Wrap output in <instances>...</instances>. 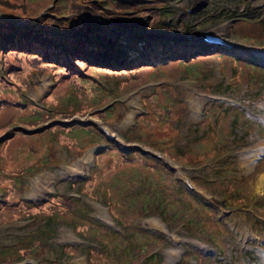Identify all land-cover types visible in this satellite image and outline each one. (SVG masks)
<instances>
[{"label":"rangeland","instance_id":"rangeland-1","mask_svg":"<svg viewBox=\"0 0 264 264\" xmlns=\"http://www.w3.org/2000/svg\"><path fill=\"white\" fill-rule=\"evenodd\" d=\"M51 1L0 0V15L10 16L4 19L8 23L14 16L39 19L44 25L42 29L48 31L51 26H58L53 23L55 20L60 21L61 29L62 27L75 29L82 21L73 14L82 15L84 12V16L91 15L94 19L92 25L99 39L91 49L98 50H95L94 54L87 51L85 53L92 55L95 60L100 58L97 54H107V52H112V55L116 56L120 48L110 46L106 49L105 43L113 42L115 36H119L121 33L119 28L136 30L137 27L140 30L144 24L151 27L153 16H157L153 26L156 34L181 36L186 33L215 31L224 41L236 45L243 43V47L264 57V23L252 19V11H243L240 17H233L232 19L238 18L236 21L218 17V11L212 8L214 3L219 2L218 0L207 1V6L195 13L199 15L196 20L192 11H189V16L179 17L184 10L194 7V0H165V2L161 0L159 3H163V6L158 7L157 11L148 8L138 9L137 4L144 3V0L131 2L106 0L105 3L103 2L105 0H57L53 4L52 11L44 10L49 7ZM250 1L255 7L254 16L262 17L264 3L261 0ZM226 4L230 8H239L241 5L231 0ZM100 15L110 20L112 25L105 26V23L100 21ZM202 15L204 19L200 20ZM1 21L3 20L0 19L2 25ZM73 24L78 26L73 27ZM212 25L216 26L209 28ZM224 25L227 27L226 31L222 28ZM38 26L39 24L36 23L32 27ZM2 28L7 34V41L4 37L1 42L7 44L5 45L7 48L0 49V223H9L25 217L32 219L41 217L51 223L59 221L71 223L72 219L78 217L82 225L74 233L95 242L93 245L87 243L83 246L89 259L93 255L91 264H137L135 261L140 256L145 257L148 251L156 246L158 247L154 250L156 255L154 264H168L171 258L168 251L177 253V257L169 264H264V186L259 188V176L264 170V155L260 158V162L252 163L254 164L252 170L243 163L244 151L251 148L248 147L251 143L250 135L258 132L264 135V127L257 125L240 110L226 111V105L230 103L245 108L244 111L250 117H254L259 112L260 109L254 110V106L249 105L254 100L264 97V66L253 62L258 59L249 55V52L241 50V47L228 52H222L220 48L208 52H196L190 47L183 48L184 46L181 45L167 46L165 54H152V57H147L149 59L120 65L108 72L89 65L85 71L96 76L103 88L92 78L86 82L83 77L77 85L86 89L83 84L86 82L89 90L72 91L68 98L69 102L59 105L56 97L62 100L60 97L64 96L65 90L69 92L72 89L71 77L74 74L66 79L61 87L55 88L51 96L47 95L43 100L29 98L36 88L38 79H50L53 83H58L65 73L61 65V57H56L55 45L52 42L48 46L44 44L48 34L40 38L39 32H26L23 29L21 41L18 43L14 38L15 29L8 34V26L2 25ZM137 31L131 33L136 34ZM29 34L32 36L31 39L28 38ZM139 34L145 35L144 32ZM117 43L118 40L114 42ZM46 49L52 53L46 52ZM185 49H187L186 53L183 52ZM219 53L222 58H218ZM160 56L166 61H161ZM232 56L236 58L235 62L230 60ZM118 57L119 54L113 58ZM77 59L81 60L79 57ZM79 60H75L76 65L77 62L82 61ZM78 67L82 71L81 63ZM70 69L72 73L79 72L72 66ZM198 76L202 77L201 83L196 81ZM160 78H168L164 81L175 84L181 91H173L166 84H161L155 89L154 95L146 98V105L151 110V114L140 116L139 127L130 130V135L127 136V129L133 125L132 118L130 121L127 118L129 112H134L136 115L141 111V94L151 90L155 84L144 81H157ZM247 83H250L252 89L248 90ZM45 92L47 91L41 94ZM75 97L85 98L82 102L85 108L101 106L98 109L116 98L112 106L118 111V116L114 119L110 118L109 112L103 114L95 109L92 110L93 108L87 110L106 121L110 131L119 137L121 132L130 141L141 143L145 141L166 150L173 163L182 167L183 174L200 193L199 196L192 194L206 205L209 204L208 206L215 210L213 218L220 220L224 226L212 217L209 218L208 214L212 215V212L195 203L182 189L174 190L173 181L166 175L164 177L162 171L164 168L151 158L139 154L134 155L138 159L136 163L118 165L115 160L110 167L106 157L99 158L89 172L90 182L74 180L73 188H78L84 198L96 202L94 204L85 201L83 205L77 200L79 213L72 211L70 214L68 210L64 214L54 215L51 212L38 211L34 206L24 202L23 199L29 190L28 179L37 172L47 171L53 166V161L49 157L53 147L62 148L69 157H75L80 151L85 153L94 138L90 136L89 131L84 132L83 129L75 130L77 136H74V131L69 134L63 133L62 140L55 139L57 132L50 134L45 131L42 134L27 136L12 130L35 127L37 121L41 119L43 123L37 127L53 121L52 109L78 111L82 105L71 101ZM207 97L215 98L219 103L209 101L206 120L203 124L195 125L203 117L202 104ZM240 99H245L247 103L241 102ZM192 101L199 105L197 113L191 106ZM47 107L48 111H42ZM180 115L183 119L177 125V132L187 140L191 135L189 143L192 148L189 150L196 146L208 149L213 143L223 142L228 145L227 148H223L226 150L213 155L212 160L207 164H201V160L191 154L178 158L179 147L182 144L176 143V146L171 148V141L175 123ZM234 119H237V122ZM187 125L192 126L186 129ZM240 125L249 128L250 135L248 132L235 129L240 128ZM185 130L187 135H184ZM235 138H239L237 144H233ZM255 138H258L257 135ZM105 156H115V154H105ZM204 161L207 162V159ZM219 163L222 165V170L227 171L226 174L222 171L217 172ZM152 168H154L152 174L155 175V182L144 173ZM181 186L188 191L183 185ZM158 188H164L167 209H164ZM237 188L239 189L235 190ZM150 192L152 196L147 198L146 195ZM177 196H180L182 201H176ZM49 200L55 203L53 197ZM216 201L221 202V207L233 208V210L213 207L215 206L213 202ZM181 203L184 204L183 207ZM56 204L61 206L59 203ZM102 204L110 209L108 213ZM151 205H156L164 211L162 214H152L145 223L140 222L141 228L135 227V221L140 214L147 213ZM64 207L61 206L60 209ZM84 207L89 210L95 221L85 216ZM227 216L232 217L225 218ZM152 217L161 223L164 232L151 231L164 236L165 241L156 239L154 233L142 229V225L147 227L146 223ZM98 220L120 225L121 232ZM41 231H45L44 234H52L51 227ZM31 240L32 235L27 232H23L19 239L26 245ZM223 242L224 249L221 252ZM188 249L191 250L190 255ZM70 250L74 251V249ZM37 253L42 254L39 249ZM81 257L83 256L74 259L76 261ZM9 260L11 257L5 263ZM150 262L148 259L141 264H150Z\"/></svg>","mask_w":264,"mask_h":264},{"label":"clouds","instance_id":"clouds-1","mask_svg":"<svg viewBox=\"0 0 264 264\" xmlns=\"http://www.w3.org/2000/svg\"><path fill=\"white\" fill-rule=\"evenodd\" d=\"M129 2H131L132 0H128ZM159 1L161 0H144V3L141 4H137V8L138 9H150L152 11H155L158 9V7L163 6V3H159ZM165 2V0H162ZM230 0H223V5H224V9L227 6V2H229ZM57 0H52L50 2V5L47 9L44 10H49L52 11L53 4L56 3ZM136 8V10H137ZM243 11L246 12H251L252 10L249 8H243V7H239L237 8V16L240 17L241 13ZM42 16V15H41ZM64 17V16H62ZM27 18V17H26ZM26 18H20L22 20L19 21H24ZM56 18V17H55ZM54 18V19H55ZM33 19V18H32ZM35 19V18H34ZM17 21V23L19 22ZM54 24H58L57 25H53L51 26L52 29L54 28H61L59 23V20H55L53 21ZM109 23V22H107ZM137 29V28H136ZM121 30V29H120ZM121 32V31H120ZM123 38L122 33L119 34V36H115V39L112 43L116 42L118 40V42H121ZM123 43V42H121ZM46 52L48 53H52L50 52L48 49H46ZM63 53V52H62ZM56 57L58 55L61 54L60 50L57 48V51L55 52ZM74 60H70L69 58H61V65H63V69L65 72L68 73H64L62 74V76L60 77V81L58 83H51L49 85H47V89H45L44 94H40V97L38 98H34L33 96L30 97L31 100H43V98L45 96H51L52 93H54L55 88H59L61 87V85H63V83L66 81V79H68L72 74H74V76H72V89L68 92L67 90H65V94L64 96L60 97L62 100H59L57 97V101L59 102V105L64 104L65 102H69V96L70 93L72 91H81V90H89V86L87 85V81H89L90 79H86V82H84V86H86V89L79 87L77 84L82 81L81 80V76L79 74H75L71 72L70 66H72L73 68H76L77 66H75L74 64ZM67 66V67H65ZM77 73V72H76ZM75 86V89H73V87ZM84 97H75L73 100H71L72 102H75L76 104L82 105V107L78 110V111H57V110H53L52 109V118L53 121L45 123L44 125L37 127L38 125H40L41 123H43V120H39L36 123L37 128L35 127H30V128H15L12 131L13 132H20L23 135H27V136H32V135H36V134H42L43 132L47 131L50 134L53 132H57L55 135V139H59L62 140L64 139L63 137V133L65 134H69L71 131L73 133V131L75 132L76 129H83L84 132L85 131H89L90 136L93 137L94 139H92V142H101L102 145H104V147L98 152V156L97 158H95L96 160L99 161V158L102 157H106L108 160V167H110L113 163H115V160H117L118 165H121L123 163L126 164H131V163H136L137 162V158L134 157L135 154H139V155H144L147 156L149 158H151L152 160H154V158L146 153H142L139 149L135 148L132 150H129L126 146V144H124V142H122L119 145H113L111 142H108L105 139V135H104V130L108 129L106 128V121H104L102 118L99 117H95L97 118L94 122L90 121H84V117L88 116V115H93L92 113H90L87 109L93 108L92 110H94V108L96 106L90 107V108H85L84 105L82 104V102L84 101ZM69 105V104H68ZM54 107V106H52ZM48 111V107L47 108H43L42 111ZM41 111V112H42ZM99 112H103L107 113L109 112L110 114V118L114 119L116 118L118 115H114L115 113H118V111L116 110V108L112 109V108H102ZM77 136V133L75 132V135ZM53 139V140H55ZM113 145V146H112ZM172 142H171V148H172ZM160 148V147H159ZM161 149V148H160ZM163 150V149H161ZM166 151V150H163ZM114 153L115 156H105V154H111ZM50 159L53 161V166L51 167V169L47 170V171H40L37 172L36 174H34L33 176H31L28 181L29 183L36 178L39 177H50L51 178V187L47 189V191L44 192L43 195L39 196V199L37 202L34 203L35 199L34 197H30L28 195H26L23 199L24 202H26L27 204H30L32 206H34L38 211H42L44 213L46 212H51L54 215L57 214H64L65 211H69V213L71 214L72 211L79 213L78 208V204H77V200H79V202L81 204L84 205V202L87 201V203L91 200H88L86 198H84L81 193L79 192L78 188H74V190H67V185L68 184H72L73 186V181L74 180H78V176H71L69 174H66L67 170L74 167V164L85 158V156L82 154V151H80L75 157H69V155H67V153L62 149V148H55L53 147L51 149V152L49 154ZM94 158H90L88 164L86 165L84 171L81 173L82 177L84 178V181H89V172L91 170V168L93 167V164L95 163H91L92 160ZM155 161V160H154ZM162 167V166H161ZM163 168V167H162ZM157 169V168H156ZM54 170H60V172H57L60 175H54L53 171ZM164 173V177L165 175L168 176L170 179L172 177V170L169 169H165L162 170ZM154 172V168L148 170V171H144L145 174L149 175L151 177V179L153 180V182H155V175H153L152 173ZM61 177V178H59ZM65 182V184H64ZM29 188H33V186H29ZM166 194V193H163ZM54 198L55 203L50 202V198ZM164 202V209H167V197L163 199ZM56 203H59L61 206H65L63 209H60L61 206H58ZM202 205L204 208L208 207V205H206L203 202L198 203V205ZM150 212L151 213H161L164 211L162 209H159L156 205H151L150 206ZM158 209V210H156ZM20 213V212H19ZM87 208L84 207V214L87 217ZM22 220V222L20 223L23 227H26L28 230H30L32 232V240L28 243V245L26 244H21L16 250H12V251H7L6 253V260H8L10 257L12 259V257L14 259H16L19 264H67L68 261H75V257L78 256H83L81 258H77L76 262H84L86 261L87 254L85 256V251L83 250V246L82 244L79 243V241L77 239H73V241L71 242V244L69 246L66 245V254L61 256V259H59L57 262L52 261V253L50 250V247L53 249L54 246L50 245V247L45 248L48 246V244H50L49 239L52 238V234H44L45 231H41V230H45L46 228L49 227L48 225V221L44 218L41 217H37V218H23L20 219ZM46 220V222H45ZM60 223V221L58 222ZM71 226L69 228V230L75 231L76 229H78L79 227H81L82 225V221L80 218L76 217L74 219H72L71 221ZM107 225L112 226L113 228L117 229L118 231L121 232V226L120 225H113L112 222H107ZM9 223H0V228H9ZM37 230V231H36ZM149 233V232H148ZM164 237V236H163ZM163 237L161 236H157L156 239H162ZM166 238L164 237L165 241ZM26 245V246H25ZM29 247V249H28ZM158 247V246H156ZM156 247H153V249L151 251H148V254L145 257L140 256L135 262L137 264H141L143 261L145 260H150V264H154V260H151L152 258H156V255L154 253V250ZM39 249V252H42V254H38L37 250ZM70 249H74L73 252H71ZM43 250L45 252H43ZM93 256V255H92ZM92 256L90 257V259L92 258ZM10 261V260H9ZM8 261V262H9ZM179 262V261H178Z\"/></svg>","mask_w":264,"mask_h":264},{"label":"bare ground","instance_id":"bare-ground-1","mask_svg":"<svg viewBox=\"0 0 264 264\" xmlns=\"http://www.w3.org/2000/svg\"><path fill=\"white\" fill-rule=\"evenodd\" d=\"M100 21L105 23L106 25L108 24L107 21H105L103 18L100 17ZM151 49L148 48L145 50L146 53L150 54L149 51ZM145 59H149V58H145ZM191 106L193 107V109L195 110V112L198 111V105H197V102H194L192 101L191 102ZM132 115H133V112H130V114L128 115V121L131 120L132 118ZM258 151L259 153H263L264 155V143H260L258 145ZM256 156V154H254L251 158V155L249 154V152H246L245 154V162H247L246 166L250 165L254 160L253 158ZM90 160V156H87L85 157L84 159L80 160L77 164L74 165V167L70 168L67 170L66 174H69L71 176H76L78 174H81L87 163L89 162ZM259 179H260V187H262V185L264 184V170H262L260 176H259ZM51 181V178L50 177H39L37 179H35L33 182H32V185H33V192H32V197L36 198L40 195H43L45 191H47L48 187H49V183ZM259 182V181H258ZM258 187V186H257ZM258 188V189H259ZM149 225L152 227V228H156V229H160V230H163V227L162 225L160 224L159 221L157 220H151L149 222ZM168 255L171 257L170 258V261H172L176 256H177V253L175 251H168Z\"/></svg>","mask_w":264,"mask_h":264},{"label":"trees","instance_id":"trees-1","mask_svg":"<svg viewBox=\"0 0 264 264\" xmlns=\"http://www.w3.org/2000/svg\"><path fill=\"white\" fill-rule=\"evenodd\" d=\"M75 52H79V50H76V49H75Z\"/></svg>","mask_w":264,"mask_h":264}]
</instances>
